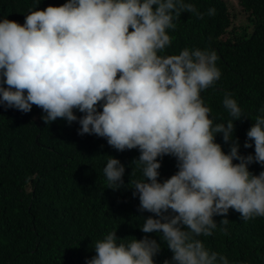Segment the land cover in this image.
<instances>
[{"label":"clouds","instance_id":"obj_1","mask_svg":"<svg viewBox=\"0 0 264 264\" xmlns=\"http://www.w3.org/2000/svg\"><path fill=\"white\" fill-rule=\"evenodd\" d=\"M182 13L203 19L216 9L202 13L190 0H66L30 11L23 25L0 19V105L25 114L35 105L45 124L76 122L78 135L140 152L133 163L142 179L133 182V196L139 211L156 217L146 218L140 231L156 233L160 242L108 232L86 264H155L164 246L172 253L164 264H230L200 239L217 229L213 218L229 209L245 221L264 217V171H249L253 163L264 168V107L243 144L254 145V155L239 154L234 122L247 118L241 106L226 93L230 119L216 123L201 97L221 78L217 53L185 47L165 54ZM217 135L230 145L227 154ZM165 156L175 158L178 170L159 182ZM125 170L108 157L109 188L123 185Z\"/></svg>","mask_w":264,"mask_h":264},{"label":"trees","instance_id":"obj_2","mask_svg":"<svg viewBox=\"0 0 264 264\" xmlns=\"http://www.w3.org/2000/svg\"><path fill=\"white\" fill-rule=\"evenodd\" d=\"M190 2L202 13L214 7L216 14L200 19L182 13L175 30H169L172 43L165 54H179L185 47L217 53L221 78L201 97L211 109L210 118L225 123L230 116L222 101L231 93L247 117L234 122L239 154L254 155V145L245 149L243 144L264 107V0H237L236 11L228 10L227 0ZM64 3L0 0V19L23 25L30 11ZM43 114L35 105L27 114L0 105V264H86L95 256L96 241L112 231L120 240L148 235L160 242L156 233L140 231L146 218L156 217L139 211L138 195L133 196V182L142 179L133 163L138 149L119 152L104 138L78 135L76 122L68 125L58 118L45 124ZM215 142L227 154L230 145L220 135ZM108 157L126 169L118 190L109 188L103 173ZM176 163L174 157H163L159 182L177 172ZM249 171L258 175L264 168L253 163ZM213 219L218 224L213 235L200 237L206 247L225 255L230 264H264V217L245 221L229 209ZM223 219L229 223L220 224ZM171 257L164 246L154 261L164 264Z\"/></svg>","mask_w":264,"mask_h":264},{"label":"rangeland","instance_id":"obj_3","mask_svg":"<svg viewBox=\"0 0 264 264\" xmlns=\"http://www.w3.org/2000/svg\"><path fill=\"white\" fill-rule=\"evenodd\" d=\"M227 6L229 11H236L239 9L237 0H227Z\"/></svg>","mask_w":264,"mask_h":264}]
</instances>
